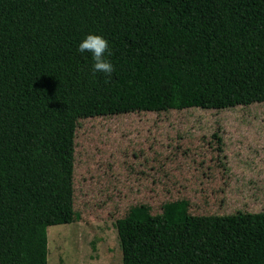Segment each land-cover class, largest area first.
I'll return each mask as SVG.
<instances>
[{"label": "rangeland", "instance_id": "obj_1", "mask_svg": "<svg viewBox=\"0 0 264 264\" xmlns=\"http://www.w3.org/2000/svg\"><path fill=\"white\" fill-rule=\"evenodd\" d=\"M77 32L108 41L114 71L78 51L77 218L48 227L47 264H121L134 205L264 212V0H128L81 11Z\"/></svg>", "mask_w": 264, "mask_h": 264}, {"label": "trees", "instance_id": "obj_2", "mask_svg": "<svg viewBox=\"0 0 264 264\" xmlns=\"http://www.w3.org/2000/svg\"><path fill=\"white\" fill-rule=\"evenodd\" d=\"M127 1L0 0V264H47L48 227L77 218V19ZM114 227L121 264H264V212L193 216L181 199Z\"/></svg>", "mask_w": 264, "mask_h": 264}, {"label": "clouds", "instance_id": "obj_3", "mask_svg": "<svg viewBox=\"0 0 264 264\" xmlns=\"http://www.w3.org/2000/svg\"><path fill=\"white\" fill-rule=\"evenodd\" d=\"M78 51L81 53L89 52L93 60V74L103 73L110 77L114 71L112 64L106 59L109 52L108 41L102 36L89 34L79 44Z\"/></svg>", "mask_w": 264, "mask_h": 264}]
</instances>
